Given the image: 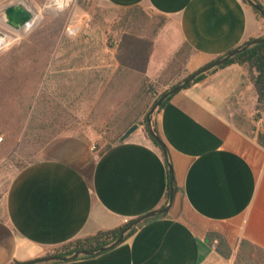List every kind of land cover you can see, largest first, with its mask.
<instances>
[{
    "label": "crops",
    "instance_id": "1",
    "mask_svg": "<svg viewBox=\"0 0 264 264\" xmlns=\"http://www.w3.org/2000/svg\"><path fill=\"white\" fill-rule=\"evenodd\" d=\"M102 1L140 8L164 23L151 36L123 33L115 46L118 66L158 79L165 68L151 71L154 42H166L168 58L190 48L181 73L164 87L264 36V22L241 0ZM243 75L238 65L219 69L170 96L157 112L156 131L177 187L166 214L141 222L101 254L40 264H225L242 242L264 250V148L222 110ZM168 182L160 148L140 127L95 162L68 151L29 163L3 197L0 264L49 255L68 241L162 208Z\"/></svg>",
    "mask_w": 264,
    "mask_h": 264
},
{
    "label": "rangeland",
    "instance_id": "2",
    "mask_svg": "<svg viewBox=\"0 0 264 264\" xmlns=\"http://www.w3.org/2000/svg\"><path fill=\"white\" fill-rule=\"evenodd\" d=\"M55 1L16 0L34 16L22 34L0 23V211L10 181L29 163L68 151L93 160L113 144L124 119H132L150 138L146 115L169 88H164L169 77L182 71V59L168 58L163 40L150 50L151 71L165 68L158 79L115 62L123 33L151 36L164 24L161 18L140 8H113L102 0ZM12 2L0 0V7ZM241 67V84L222 110L257 139L264 136V103L257 111L247 68ZM225 264H264V254L245 247Z\"/></svg>",
    "mask_w": 264,
    "mask_h": 264
},
{
    "label": "water",
    "instance_id": "3",
    "mask_svg": "<svg viewBox=\"0 0 264 264\" xmlns=\"http://www.w3.org/2000/svg\"><path fill=\"white\" fill-rule=\"evenodd\" d=\"M249 5L251 8H253L255 11H257L263 18H264V9L262 6L253 0H243ZM0 13L3 15L5 19L6 25L13 29H21L24 26L28 25L32 19H33V13L31 10L27 9L23 4L21 3H9L1 7ZM0 36H3V33L0 32ZM261 43H264V36L255 38L252 40H249L239 46L238 48H235L231 50L230 52L226 53L225 55L213 60L212 62L198 68L196 71L192 72L188 76H186L182 81L179 83L173 85L172 87L166 89L164 92H162L158 98L155 100L154 104L151 106L150 110L148 111L146 115V130L149 134L150 138L158 145V147L161 150V153L163 155V158L166 163L168 176H169V189H168V198L166 204L159 209L147 212L143 214L142 216L136 218L135 220L131 221L129 224H127L115 241H113L111 244L107 246H101L99 248L95 249H80L74 251L72 254L68 256H62V255H54L49 254L46 256H42L33 260H29L26 262H23L21 264H40V263H49V262H68L78 259L79 257H89V256H95L98 254H101L103 252H106L116 246H118L120 243L123 242L125 235L132 230L133 228L137 227L141 222L157 217L163 214H166L174 201L175 197V190H174V178L172 173V167L168 159V153L167 149L164 145V143L159 138L157 131L154 126V117L156 116L157 112L159 111L162 103L169 98L170 96L174 95L175 93L183 90L184 88L188 87L190 84L194 83L195 80L208 72H211L217 68L222 67L225 65L232 57L239 55L240 53L246 51L252 46L259 45ZM137 129V125H133L130 127L120 138L119 141L125 140L134 130ZM118 141V142H119Z\"/></svg>",
    "mask_w": 264,
    "mask_h": 264
},
{
    "label": "trees",
    "instance_id": "4",
    "mask_svg": "<svg viewBox=\"0 0 264 264\" xmlns=\"http://www.w3.org/2000/svg\"><path fill=\"white\" fill-rule=\"evenodd\" d=\"M241 1L244 4H246L245 1H243V0H241ZM253 1L258 3V4H260L262 6V8L264 9V0H253ZM134 9H136V8H134ZM137 9H139V8H137ZM251 10L254 12V14L257 16V18L259 20H264V18L257 11H255L253 8H251ZM250 40H252V39H250ZM183 55H184V57H183ZM190 55H191L190 48L187 45H184V46H182L180 48V50L175 54V56L173 58H175L176 60L181 58L182 62H185L186 59H187V56L189 57ZM233 64L240 65V66H245L247 68L248 79L251 82V84L253 86V89H254V92H255V95H256V101H257L256 110L259 111L263 107V103H264V43L252 46L249 49H247L246 51L240 53L239 55L232 57L225 65H223L220 68H223V67H226V66H229V65H233ZM204 77H205L204 74L199 76L195 80V82L201 80ZM179 82H180V80L176 81V82H173V83L169 84L167 87H172L173 85H175V84H177ZM166 84H168V82ZM144 86H145V83H143V88H144ZM164 88H166V87H164ZM148 89L153 90V87L151 85H149ZM167 100H168V98L162 103L161 107L163 106V104L166 103ZM134 123L135 122L132 119H124V121H122L117 126V128L118 127H123V130H122L121 133H119L112 140L113 144L115 142H117L121 138V136L130 127L135 125ZM151 141L158 148V145L152 139H151ZM257 142L262 148H264V136L263 135L262 136H258ZM113 144L108 145L102 152L97 154L94 157L93 161L95 162L96 159L100 155H102L104 153V151L109 149ZM168 189H169V182H168ZM174 190H175V193H176L177 192V187L175 186V184H174ZM167 198H168V190H167V193H166V201H167ZM126 225H124L122 227H118V228L112 229V230L99 231V232H97V233H95L93 235H89V236H86V237L77 238V239L68 241V242H66V243H64V244L52 249L50 251V254L68 256V255L72 254L76 250H80V249H95V248H99L101 246H107V245L111 244L113 241L116 240V238L118 237V235L120 234V232L122 231V229ZM137 227H135L132 230H130L126 234V237L132 235L135 232ZM245 247H249L252 250H255V251L259 252V253L264 254V250H262V249H260L258 247L252 246V245H250V244H248L246 242H242L240 244V247H239V250H238V254H240ZM84 258H88V257H84Z\"/></svg>",
    "mask_w": 264,
    "mask_h": 264
},
{
    "label": "bare ground",
    "instance_id": "5",
    "mask_svg": "<svg viewBox=\"0 0 264 264\" xmlns=\"http://www.w3.org/2000/svg\"><path fill=\"white\" fill-rule=\"evenodd\" d=\"M10 1V0H9ZM15 2H16V0H15ZM13 3V2H12ZM16 3H19V2H16ZM24 5V4H23ZM0 9H1V7H0ZM34 17V16H33ZM0 23L2 24V25H6V23H5V19H4V17H3V15L0 13ZM33 21L34 20H32L28 25H26V26H24L23 28H21V29H18V30H16V29H14L16 32H14V33H19V34H22V33H24V32H26L29 28H30V26L32 25V23H33ZM6 26H8V25H6ZM9 27V26H8ZM10 29H13V28H11L10 27Z\"/></svg>",
    "mask_w": 264,
    "mask_h": 264
},
{
    "label": "built area",
    "instance_id": "6",
    "mask_svg": "<svg viewBox=\"0 0 264 264\" xmlns=\"http://www.w3.org/2000/svg\"><path fill=\"white\" fill-rule=\"evenodd\" d=\"M50 2H53V3H58L57 1H55V0H49Z\"/></svg>",
    "mask_w": 264,
    "mask_h": 264
}]
</instances>
